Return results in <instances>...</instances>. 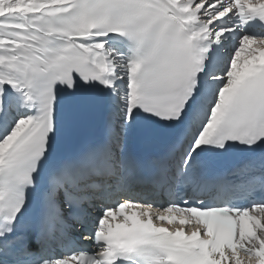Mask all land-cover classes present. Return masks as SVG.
Listing matches in <instances>:
<instances>
[{"label": "snow or ice", "instance_id": "snow-or-ice-1", "mask_svg": "<svg viewBox=\"0 0 264 264\" xmlns=\"http://www.w3.org/2000/svg\"><path fill=\"white\" fill-rule=\"evenodd\" d=\"M0 264H264V0H0Z\"/></svg>", "mask_w": 264, "mask_h": 264}]
</instances>
